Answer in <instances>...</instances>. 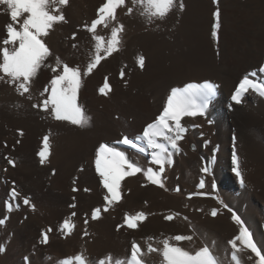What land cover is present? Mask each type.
I'll return each mask as SVG.
<instances>
[{"label":"rangeland","instance_id":"1","mask_svg":"<svg viewBox=\"0 0 264 264\" xmlns=\"http://www.w3.org/2000/svg\"><path fill=\"white\" fill-rule=\"evenodd\" d=\"M103 2L104 0H69V4L63 7L62 11L66 22L56 23L49 31L48 36L44 37V41L50 48L52 55L46 60V66H43L37 76L31 81L29 93L20 95L16 91L14 84L0 80V128L4 127L5 130L11 128L13 130H8L11 134L14 133L12 135L13 142L10 141V146L12 145L13 149L19 150L21 148V150H24L23 148L26 145H30V148H27V153L23 151L25 153L21 154L20 157L12 156L9 158V160L14 161V164H10L8 160L7 164L5 163L4 172H8L10 168L21 170L24 165H30L29 159L31 157L35 158L38 167L44 168L41 169L44 173L42 176L32 173L33 179L37 177L35 179L38 181L37 185L39 187L36 185L37 189L35 191L25 192L23 198L19 197V200L15 198L11 209H8L6 218L0 224V229L2 228L1 230L4 232L2 234L4 236L0 239V247H3L4 250L8 248V238L13 232L11 228L14 224H17L16 222L22 221V218L12 221V216L25 206L24 208H29L34 215L46 222L43 225L45 228L43 227L42 234L47 232L48 240L54 238L58 242L60 240L66 244L70 242L74 250L71 254L72 256L82 253L93 260L104 258L108 254L113 256L112 247L114 246L111 233L114 230L117 233L122 231V228L117 227L118 224H123L122 217L110 218L109 215L114 207L110 206L108 211H103L104 201L102 204L99 203L93 206L85 202L84 198H81L91 195V190L94 191V185H92L88 177L84 176L85 163L78 159L77 151L79 150L80 152L83 148L88 150L96 140L100 139H103L106 144L111 146L114 143L111 140L120 138L123 134L132 138L133 136L129 135L131 129L133 131V127L135 128L141 123L137 117V115L139 116L138 113L147 104L155 101L156 93L161 88L173 84H182V82L186 81L199 82L200 80L220 85L225 78L238 79L237 81L240 82L244 77L243 75L251 72H244L242 73L243 75L241 74L240 77H237V70H234L232 65L228 66L226 64V60L231 54L230 52L233 48H237V50L241 48L242 50L243 45L245 48L249 45V47L261 46L260 48L264 49V17L260 15L261 13L263 16L264 0H218V2L217 0H183L185 4L183 11L176 8L165 18L155 19L152 23H149L147 18L141 15L143 11L141 5H133L132 0H126L125 5L117 9L116 21L110 22L108 27L103 25H98L97 27L96 35L103 36L105 42L110 38L111 27L116 23L123 24L124 31L121 34V44L118 50L101 60L90 74L82 76V85L78 91L77 103L83 107L86 114L91 118V122L90 126L81 128L72 125L68 121L56 120L50 112L35 108L33 105L40 104L50 94V92L44 93L41 96L44 88L49 86L50 80L56 74L49 67L55 66L56 57H59L61 61L67 63L70 67L79 66L82 73L86 70L88 62L95 54V41L92 34L84 28V25L85 23L90 25L91 21L97 18V9ZM128 8L133 9L130 14L127 12ZM217 8L220 10V27L217 30V36H213L212 30L215 23L213 13ZM255 12H258V15ZM0 14V19L3 21H0V41H2L5 38V25L11 21L10 16L4 11V6H0ZM247 14H251V18ZM252 14H256V17H252ZM20 23H22V18ZM16 26L18 27L19 25L17 24ZM238 26L240 27L238 28ZM237 32L239 38L235 35ZM248 35L253 37L250 38ZM239 39L241 40L239 41ZM231 41L232 43L230 44ZM242 41L245 42L243 43ZM241 43L243 44L241 45ZM101 55H103V52H101ZM139 55L145 57L143 68L137 63ZM245 68L247 69L248 66L244 63L241 71H244ZM121 71L124 73L123 76H121ZM241 76L243 77L241 78ZM250 78L254 77L250 76ZM106 82L109 88L105 89L107 94H104L100 92V89L104 87ZM29 96L31 97L30 99ZM131 123L134 125L132 126ZM198 123L201 125L202 120L200 119ZM26 132L29 134L27 135ZM46 135L49 137L50 145V154L46 161L49 164L51 163L50 165L46 161L41 164L38 155L43 148V138ZM187 145L190 152H198L193 136L190 135L187 138ZM60 152L63 155L59 154ZM71 152L74 153L72 154ZM247 157L248 159H246ZM247 157L245 158L244 156L242 158L246 168L245 177L249 181L252 180L251 182L256 183L258 189L262 187L261 190L257 191L259 194L264 195V156L260 157L262 160L254 156ZM249 158H251L250 161ZM38 161L40 165L37 163ZM146 167L154 166L148 163ZM181 168L179 173H175L173 172L172 164L165 165L163 181L165 187L163 190L176 199L172 200L167 197L153 198L152 196L150 198L153 200L150 201V198L145 199L146 201H141L137 209H126L124 212L134 215L143 211L150 218L158 220L164 219L166 215L179 213L173 219L176 220V228H174L176 233L168 228L166 230L163 228L164 230L161 233L166 232L169 236L173 234L171 235L172 237L178 233L181 235H192L193 240L187 241L185 244V247L188 248L186 250L194 251L207 245L219 257L222 264H232L230 258H228V253H230L231 249L227 242L238 234V230L232 227L230 222L232 220L230 217L231 212H228V209L224 208L223 205L226 204L233 211L236 210L239 213L238 209H235L236 207L232 205L233 199L227 198L222 191L219 192V187L215 190L212 189V183L209 179V177L213 178L212 173L198 171L197 173L194 172L196 173L194 174L185 166ZM21 171L31 173L30 169L25 168ZM181 174L186 176V182L179 181L182 177ZM46 175L47 177H45ZM39 177L45 179L43 180ZM202 177L205 180V188L199 189L198 184ZM55 179L63 186L65 185L64 188L69 193L70 197L68 196V201L64 202L65 204L57 199V201L52 198L49 199V197H45L40 192V186H42L43 182L49 185ZM143 180L139 182L141 189L144 187ZM247 185V183L244 184L245 187ZM16 186L18 188L15 187L16 190L20 192V186ZM177 186L180 188L179 192L175 191ZM250 186H248L250 188V196L251 198L254 196L259 207L263 209L264 216V198L260 201L258 198L259 194L254 189L255 187L252 189L254 184L252 187ZM74 188L77 190L74 191ZM85 189H89V191H85ZM197 191L206 192L208 195H194L189 198L190 193ZM25 197L30 200L27 205L23 203V200H20ZM194 199L198 200L193 201ZM221 201H223V204ZM21 202L23 205L20 204ZM187 203L190 205L188 206ZM210 203L212 204L211 206ZM33 205L35 206L34 208L32 207ZM71 205H75V207H71ZM97 207L101 208V214L99 218L93 219L91 211ZM214 208L218 210L215 218L211 215V210ZM73 212H75V216L71 215ZM20 213L22 217L25 216L23 211ZM210 215L212 216L211 218ZM200 216L201 218H198ZM66 218L74 225L71 233L60 230V225ZM216 218H218L219 227L223 230L222 232L218 230V234L216 233L217 227L211 222V220ZM199 219H204L205 221L204 227L200 228L204 230L201 234L198 233L200 229L196 228V223L199 222ZM85 220L88 222L85 223ZM104 222L105 225L102 227L101 224H104ZM109 224L115 229L106 230L109 229L107 227ZM49 229L51 230L49 231ZM7 231H9V236L6 234ZM85 232L87 235H85ZM124 235L126 236V234ZM220 246L222 250L224 249L222 256L218 253V247ZM125 249L127 248L124 247V249L119 250L124 251ZM261 251L264 252L263 249ZM2 252L0 251V256ZM246 252L249 253L248 250ZM246 252L243 251L239 254L242 264H254V254L252 258L250 257L252 253L249 255Z\"/></svg>","mask_w":264,"mask_h":264},{"label":"snow or ice","instance_id":"2","mask_svg":"<svg viewBox=\"0 0 264 264\" xmlns=\"http://www.w3.org/2000/svg\"><path fill=\"white\" fill-rule=\"evenodd\" d=\"M125 3L126 0H104L97 9V18L93 19L90 25L87 23L84 25V28L92 34L95 41V54L88 62L86 70L82 73L79 66L70 67L67 63L61 61L59 57H56L55 66H49L56 74L50 80L49 86L44 88L41 96L44 93L50 92V94L40 104H34L33 107L50 112L56 120L68 121L72 125L81 128L90 126L91 118L86 114L83 107L77 103L78 91L82 85V76L90 74L101 60L118 50L121 44V34L124 31L123 24L116 23L111 27L110 38L106 42L103 36L96 35V30L98 25L108 27L110 22L116 21L117 9ZM68 4L69 0H0V6H4V11L10 16L11 21L5 25V38L0 41V80L14 84L20 95L29 93L31 81L37 76L41 68L46 66V60L52 55L50 48L44 41V37L48 36L49 31L56 23L66 22L62 9ZM132 4L143 7L141 15L145 16L149 23H152L155 19L165 18L176 8L181 11L185 8L183 0H132ZM132 11V8L127 9L129 14ZM213 15L215 23L213 24L212 35L217 36V30L220 27L219 8L216 9ZM21 18L22 23H20ZM73 35L75 36V34ZM101 52H103V55H101ZM137 63L143 68L145 57L139 55ZM258 73L264 74V65L258 69V72L253 71L250 74H245L240 80L231 95V100L235 104H241L249 91L264 98V77L261 80L250 78V76L256 77ZM123 75L124 73L121 71V76ZM107 88H109V85L106 82L100 92L107 94L105 92ZM217 91L218 85L210 81H204L202 84H187L183 88L173 87L159 116L153 122L148 123L141 134L132 138L125 135L122 139L115 141V144L125 145L141 154L149 155V163L156 167L144 169L138 163L133 162L119 148L106 143L99 145L95 154V169L99 174L101 185L107 190V194L103 197L105 201L103 211H108L110 206L121 200V181L125 177L143 173L151 184L160 188L165 187L162 180L165 165L171 164L173 153L180 151L179 141L184 138L187 131L182 122L183 119L198 115L204 116ZM233 140L235 141V137H233ZM49 154V137L46 135L43 138V148L38 153L41 164L45 163ZM8 162L14 164V161L9 160ZM231 163V171L239 178V183L243 186L245 181L235 147L231 155ZM201 171L209 173L210 169L205 166ZM211 187L213 190L217 188L215 181H213ZM198 188H205L203 177L200 179ZM73 190L76 191L77 189L74 188ZM85 191H89V189H85ZM175 191H180L179 186ZM11 195L15 199L20 196V193L13 187ZM194 195L206 196L208 193L197 191L190 193L189 198ZM23 203L27 205L30 200L25 197ZM221 203L223 204V201ZM8 207L11 209V203ZM71 207H75V205H71ZM223 207L232 213L231 219L238 225V234L227 242L231 249L229 258L232 264H242L239 254L245 250L254 254V264H264V252L258 247L252 233L245 226L240 216L228 205L224 204ZM100 214V207L91 211L93 219L99 218ZM217 214L218 210L212 209L211 215L215 217ZM71 215L75 216V212ZM176 215H179V213L166 215L164 219L171 221ZM146 218L147 215L143 211L134 215L125 213L124 225L129 229H137L139 223ZM87 222L85 220V223ZM0 223H3V220H0ZM117 227H122V225ZM73 228L74 225L67 218L60 225V230L67 233H71ZM85 235H87L86 232ZM153 239V237H147L144 247L135 240L131 241L130 248L123 257H113L108 254L104 258L93 260L81 253L66 257L58 261L57 264H146L147 255L152 253L161 257L160 264H222L219 257L207 245L194 251L186 250L178 245V242L193 240L192 235L177 234L173 237H166L157 242L158 246H153ZM47 241L48 236L45 232L42 242L47 243ZM3 250V247H0V251Z\"/></svg>","mask_w":264,"mask_h":264},{"label":"bare ground","instance_id":"3","mask_svg":"<svg viewBox=\"0 0 264 264\" xmlns=\"http://www.w3.org/2000/svg\"><path fill=\"white\" fill-rule=\"evenodd\" d=\"M260 12H263V11H260ZM247 15H249V14H247ZM250 15H249V17H250ZM255 15L252 14V17H256ZM260 15H261V17H264V12H263V16L261 13H260ZM245 18H246V16H245ZM259 19H261V18H259ZM0 21H2V20L0 19ZM236 25H238V24L236 23ZM239 27L240 26H238V28ZM238 28H237V30H239ZM244 30H246V29H244ZM237 34H238V32L235 35H237ZM237 37H238V35H237ZM252 37H250V38H252ZM229 39H230V37H229ZM240 40L241 39H239V41ZM233 41H234V39H233ZM251 42H252V40H251ZM231 43H232V41L230 42V44ZM243 43H241V45ZM242 47H243L242 48L243 51L241 50V48L238 50H237V48H235V49L233 48V50L230 52L231 54L228 56V58L226 60V64L228 66L232 65L234 70H237V72H238L237 77L238 76L240 77V75L242 73L248 72V71H250L251 73L253 71L258 72V69L262 65H264V49L260 48L261 46L260 47H254V46L249 47V45H248V47L245 48L243 45ZM229 51H230V49H229ZM244 63L248 66V68L247 69L245 68L244 71H241L242 65ZM243 76H241V78ZM262 77H264V74L258 73V75L254 78L261 80ZM237 80L238 79L225 78V80L222 81V84L218 85L217 94L210 101L208 108L206 110V114L204 116L198 115L196 117H185L183 119L182 122L185 125V127L187 128V131L184 134V138L181 141H179L180 151L173 153L171 164L173 167V172H175V173L176 172L179 173L180 170L182 169L181 168L182 166L187 167L193 173L194 172L197 173L198 171H201V169L205 166L209 167V169H210L209 172L213 174V178L209 177L210 182L213 183V181H215L217 187H219V192L222 191L226 195L227 198L233 199L232 205L236 207L235 209H238L239 213L236 210L234 212L238 213V215L240 216V218L242 219V221L244 222L245 226L248 229H250V230L252 229L251 231L253 232L252 235L254 236L253 237L254 241L257 243L259 248L264 250L263 209L261 207H259L254 196L252 198L250 196V193H249L250 188H248V186L251 185L250 187H252L254 184V186L252 187V189H253L255 187L256 183L251 182L252 180L249 181L248 178L246 179V177H245L246 176L245 175V169L246 168H245L243 161H242L243 160L242 158H244V156H245V158L247 156H250V157L254 156L256 158H260V157L264 156V153H263L264 152V98H261L258 95L254 94L253 92L249 91L246 94V96L244 97L241 104H235V102H233L231 100V95L235 91L236 86L239 84V81H237ZM204 81L205 80H202V81L200 80L199 82L198 81H186V82H182V84H173L171 86L161 88L160 91L158 90V93H156L157 94L156 98H154L155 101L153 103L147 104L145 106V108L138 113L139 116L137 115V117L141 123H140V125L138 124L139 127L136 124L137 126H135V128L133 127V129H134L133 131L131 129L132 132L130 131L129 135L134 137L136 135L141 134L143 131V128L148 123L153 122L155 120V118L157 116H159V114L161 113L163 106L166 102V98L170 94L171 88H173V87L183 88L187 84H197V83L202 84ZM200 119L202 120L201 125H199V123H198V121ZM26 124H27V122H26ZM26 124H24V125H26ZM133 125L134 124H132V126ZM10 129L5 130L4 127L0 128V220H4L6 218V216L8 214L7 212L9 209V207H8L9 203H11V205L14 203V198L11 195V189L13 187L17 188L16 185H19L20 186V192L18 190H17V192L20 193L19 197L23 198V195L25 194V192H31V191H35L37 189L36 185L38 184V181H36V179H35L37 177H35L33 179L32 173L38 174L39 176L44 175L43 171L41 170L43 167H38L36 165V160L33 157H31L32 159L31 158L29 159L30 165H24L23 166V168H25V169H30L31 173H29V172L25 173L24 171H23L24 172L23 173L21 171L23 168L21 170L10 168L8 170V172H6V171L4 172L5 163L7 164V161L9 160V158H11L12 156H15L18 158V157H20L21 154H23L25 152L27 153L28 147L30 148V145H28V146L24 145L25 146L23 148L24 150H21V148L19 150L13 149L11 147L12 145L10 146V143H11L10 141L13 140L12 135L14 133L11 134V132L8 131ZM28 134L29 133H27V135ZM125 135L126 134H123V136H125ZM190 135L195 138V143L197 145V151H198L197 153L190 152V150L188 148L187 138ZM34 136H36V135L34 134ZM123 136L122 137L119 136L120 138H116V139L111 140L114 142L111 144V146H115V147L119 148L120 150L124 151L126 156H128L133 162L138 163L139 166L146 169L147 168L146 165L150 161L149 155L140 154V153H137L134 151H130L128 149L123 148L122 145L115 144V141L122 139ZM233 137H235V141L233 140ZM25 140H27V139H25ZM30 141H31V139H30ZM101 143H106V142H104L103 139L96 140V142L93 143L88 150L83 148L82 151H80V152H79V150L77 151L78 152L77 155L79 157L78 159L85 163L86 170H85L84 176H86V178L88 177V179L91 181L92 185H94V187H93L94 191L91 190L92 194L85 196L86 198L85 197H81V198H84L83 200H85V202H87L93 206L98 205L99 203L102 204L104 201L103 197L105 194H107V190L104 189L103 186L101 185L99 174L96 172V169H95L96 149L99 147V145ZM27 144H29V143H27ZM234 147H235V150H236L238 157H239L240 168H241V171H242V174L244 177L245 184L246 183L248 184L247 187H245L244 185L241 186V184L239 183V178H237L235 176V174L231 171V168H232L231 155H232ZM23 151H25V152H23ZM66 152H68V151H66ZM59 154H62V153L60 152ZM35 155H37V154H35ZM246 159H248V157ZM260 159L262 160V158H260ZM250 160H251V158H249V161ZM263 160H264V158H263ZM59 161H61V160H59ZM37 163L40 165L39 161ZM47 164H49V162H47ZM153 166L156 167L155 165H153ZM63 168H64V166H63ZM60 172H64V171H60ZM196 173H194V174H196ZM184 174H181L182 177L179 176V177H181L179 179L180 182H186V179H185L186 176ZM164 176L165 175L163 173V175H162L163 181H164ZM45 177H47V175ZM39 178H42L43 180L45 179L43 177H39ZM143 178H145V180H143ZM50 180H51V178H50ZM55 180H53L51 182V184H49V182H50L49 181L48 182L49 185H46L43 182L42 186H40V189H41L40 192L45 197H49V199L50 198H52L53 200L57 199V200H59V202L64 203V202L68 201L69 193L64 188L65 185L63 186L62 184L59 183L58 180H56V181ZM142 180H143L144 187H142V186L141 187L143 189H141L139 186V182ZM175 180H176V178H175ZM17 181H19V182H17ZM39 182H40V180H39ZM15 183H16V185H15ZM182 184H184V183H182ZM254 189L256 190L257 194H259L257 190H261L262 187H261V189H258V185H256V187ZM44 190H46V191L43 193ZM38 191H39V188H38ZM121 192H122L121 200L119 202L115 203L114 205H112L114 208H113V211L109 215L110 218L112 217L114 219H116L118 217L119 218L122 217L121 220L123 221V224H121V225H124V219H123L124 215H125L124 211L126 209H129V210H134V208L137 209V207L140 206L141 201H146L145 199H149L152 196H153V198L154 197H167V198H170L172 200L176 199L174 196L164 192L163 188H160L159 186L153 185L150 182H148L146 177L143 175V173H137L134 176L125 177L121 181ZM263 193H264V190H263ZM19 197H18V199L17 198L16 199L19 200ZM258 198L261 201V200H263L262 198H264V195L259 194ZM20 200H23V199H20ZM151 200H153V199L150 198V201ZM195 200L197 201L198 199H194L193 201H195ZM188 201L191 203L190 200H188ZM212 201H214V200H212ZM17 202H20V201H17ZM143 203H145V202H143ZM148 203H149V201H148ZM211 203H210V206L213 204V203L212 204ZM20 204H22V202ZM187 204H188V206L190 205L189 203H187ZM24 207L25 206H23L22 210H19L18 213L15 212L12 216V221L13 220L17 221V218H20V219L22 218V221L16 222L17 224H14V226L11 228L13 231L11 233V236H9L10 234L8 235L9 231L6 232V234L9 236V238H8L9 244H8V248L6 250H3L2 255L0 256V264H57L58 261L66 258V257H72L71 254L74 250H73L70 242H68L66 244V243H62L61 240H60V242H58V240L56 241L54 238H50L47 241V243L42 242V240H43L42 230H43V227L45 228V226H43V225L46 222H43V220H41V218L39 219L36 215H34L33 212L29 208H24ZM29 207H31V206H29ZM20 209H21V207H20ZM22 211L25 213L24 217H22L20 215L21 214L20 212H22ZM231 215H232V213H230V217H231ZM211 217L212 216L210 215V218ZM198 218H201V216ZM107 220H108V218H107ZM155 220H156V223H155ZM157 220L158 219H156V218H150L149 216H147V218L144 221L139 223L137 229H129V228H127L126 225H124L123 227H119V228H122V231H119L120 233H117L116 230H114L115 232L112 231L113 233H111V237H112V241H113L112 244L114 246V247H112L113 256L114 257L125 256L127 250L130 248V242L133 240L137 241L138 243L141 244L142 247H144L145 242H146V238L147 237H153L154 238L152 241L153 246H158L157 242L159 240H161L167 236L172 237L171 235H173V234H170V236H169L166 234V232L161 233V231L164 230L163 228H165V230H166V228H168V229H172L174 231V228H176V220L168 221V220L162 219V220H158L159 222ZM194 221H195V219H194ZM204 222H205L204 219H202V220L199 219V222H197V223L195 222L196 228L200 229V228L204 227L203 226ZM211 222L214 223L213 225H215L217 227V229H216L217 234H218V230H220L221 232L223 231L219 227L218 218L211 220ZM230 222H231L232 227H234L235 229L238 230V225H236L235 222L232 220H230ZM230 222H229V224H230ZM104 225H105V222H104V224H101L102 227ZM107 227L109 229H106V230L115 229V228L111 227L110 224ZM1 229H0V239H2V237L4 236V235L2 236V234H4V232ZM101 230H103V229H101ZM203 231H204L203 229H200L198 231V233L201 234ZM92 233H93V231H92ZM124 234H126V236ZM100 235H102V234L100 233ZM93 238H92V240L94 241ZM72 241H73V239H72ZM186 243H187V241H182V242H178V245L185 248V249H188L185 247ZM5 247H7V246H5ZM124 247H126L127 249H125L124 251L119 250V249H124ZM218 248H219L218 253L222 256L223 255L222 252L224 251V249L222 250L221 246ZM223 248H225V247H223ZM244 252H246V250ZM246 253H248V252H246ZM229 254L230 253H228V255ZM248 254L250 255V251ZM224 256H225V253H224ZM252 256H253V254L250 257H252ZM228 258H229V256H228ZM160 260H161V257L159 255L152 253V254L147 255L146 264H160Z\"/></svg>","mask_w":264,"mask_h":264}]
</instances>
